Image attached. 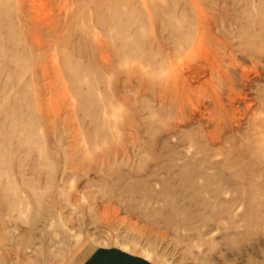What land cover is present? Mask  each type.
<instances>
[{
	"label": "rangeland",
	"instance_id": "1",
	"mask_svg": "<svg viewBox=\"0 0 264 264\" xmlns=\"http://www.w3.org/2000/svg\"><path fill=\"white\" fill-rule=\"evenodd\" d=\"M263 66L264 0H0V264H264Z\"/></svg>",
	"mask_w": 264,
	"mask_h": 264
},
{
	"label": "bare ground",
	"instance_id": "2",
	"mask_svg": "<svg viewBox=\"0 0 264 264\" xmlns=\"http://www.w3.org/2000/svg\"><path fill=\"white\" fill-rule=\"evenodd\" d=\"M200 14H201V12L199 13V15H200ZM200 17H201V15H200ZM169 19H170V18H169ZM202 20H203V19H202ZM202 20H201V21H202ZM180 35H181V34H180ZM186 37H187V36H185V39H187ZM175 38H176V37H175ZM199 38H200V37H199ZM179 39H180V38H179ZM182 40H183V38H182ZM197 42H198V41H197ZM199 43H200V41H199ZM179 44H181V43H178V42L175 43V41H174V54H175L177 51H179V47H180ZM196 45H197V44H196ZM226 47H227V46H226ZM193 49H194V47H193ZM196 50H197V48H196ZM189 52H190V51H189ZM248 52H249V51H248ZM176 54H177V53H176ZM178 54H179V53H178ZM252 54H253V53H252ZM115 56H116V55H115ZM253 56H254V55H253ZM251 57H252V56H251ZM260 58H261V57H260ZM250 59H252V58H250ZM253 59H254V58H253ZM212 62H213V60H212ZM255 63H256V62H255ZM216 66H217V65H216ZM218 66H219V65H218ZM175 67H176V66H175ZM263 67H264V66H263ZM177 68H178V67H177ZM217 68H220V66L217 67ZM195 70H196V69H195ZM195 70H194V71H195ZM199 70H200V69H199ZM219 70H221V69H219ZM256 70H257V69H256ZM216 71H217V69H216ZM71 72H73V71H71ZM242 72H243V71H242ZM254 72H256V71H254ZM195 73H196V72H195ZM200 73H201V72H200ZM217 73H218V72H217ZM257 73H258V72L254 73V74L257 75V76H258V79H259V76H260V75L257 74ZM176 74H177V73H175V80H176L177 82H181V81H182V82H181V83H183L182 85H185V79H184L185 77L182 78V77H181L182 75L179 74V75H180V76H179V75H176ZM197 74H198V73H197ZM72 75H73V74H72ZM201 75H202V74H201ZM242 76H245V77H243V78L245 79V81L247 82V83H246V82H245V83H246V84L250 83V85H251V82H250V81H251L252 79H248L249 77L246 76L245 74L242 75ZM187 78H188V77H187ZM241 78H242V77H241ZM255 78H256V77H255ZM255 78H254V79H255ZM254 79H253V80H254ZM191 80H192V79H191ZM186 81H187V79H186ZM255 81H256V80H255ZM77 82H78V81H77ZM245 83H244V85H245ZM252 83H253V82H252ZM205 84H206V83H205ZM178 85H179V84L177 83V86H178ZM250 85H249V86L247 85V86L250 88ZM177 86H176V87H177ZM186 86H187V85H186ZM251 86H252V85H251ZM182 87H184V86H182ZM187 87H188V86H187ZM187 87H186V88H187ZM259 87H260V86H259ZM186 88H185V89H186ZM191 88H192V87H191ZM257 89H258V87H257ZM183 90H184V88H183ZM243 90H244V86H243ZM243 90H242V91H243ZM175 91H176V89H175ZM259 91H261V90H259ZM259 91L257 90L256 92L259 93ZM185 92H186V91H185ZM187 92H188V91H187ZM190 92H192V90H191ZM194 93H195V92H194ZM236 93H237V92H236ZM239 93H240V92H239ZM258 93H257V94H258ZM260 93H262V92H260ZM229 94H230V92H229ZM243 94H244V95L239 94V97H237L236 99H237V101L240 99V100H239V103L244 102V104H245V103L248 102V101L246 102V99H248V98H247L246 93H243ZM200 95H201V94H200ZM226 95H227V94H226ZM230 95H233V94L231 93ZM262 95H264V94H262ZM227 96H228V95H227ZM183 97H185V96H183ZM187 97H188V96H187ZM191 97H192V96H191ZM228 97L231 98L230 96H228ZM232 97L234 98V96H232ZM260 97H261V95H259L258 98H260ZM176 98H177V97H176ZM181 98H182V96H181ZM192 98H193V97H192ZM194 98H195V97H194ZM197 98H198V97H197ZM215 98H216V97H215ZM238 98H239V99H238ZM182 99H183V98H182ZM226 99H227V97H226ZM260 99H261V98H260ZM260 99H259V100H260ZM178 100H179V99H178ZM178 100H177V101H178ZM187 100H188V99H187ZM189 100H190V98H189ZM200 100H202V99H200ZM256 100H258V99H256ZM184 101H185V100H184ZM202 101H203V100H202ZM217 101H218V100H217ZM230 101H232V98H231ZM230 101H229V99H227V102H230ZM240 101H242V102H240ZM181 102H182V101H181ZM197 102H198V103H197ZM233 102H234V99H233ZM258 102H259V104H261L260 101H258ZM90 103H91V102H90ZM177 103H178V102H177ZM187 103H188V102H187ZM196 103H197V105H195ZM199 103H203V102H201V101L199 102V99H198V101H197V99H196V102H195L194 105L197 107ZM230 103H231V102H230ZM252 103H253V100L251 99L250 102H249V104H247V105H248L247 108H248L249 106H252L255 102H254L253 104H252ZM88 104H89V103H88ZM188 104H189V103H188ZM232 104H233V103H232ZM251 104H252V105H251ZM255 104H256V103H255ZM259 104H258V106H259ZM182 105H183V103H182ZM182 105H181V106H182ZM189 105H192V102H191ZM194 105H193V107L195 108ZM200 105H201V104H200ZM202 105H203V104H202ZM202 105H201V107H202ZM236 105H237V104H236ZM83 106H84V105H83ZM217 106H219V105L217 104ZM230 106H231V104H229V108H231ZM232 106H233V105H232ZM262 106L264 107V105L261 104V110L264 109V108L262 109ZM19 107H20V106H19ZM80 107H81V106H80ZM179 107H180V106H179ZM201 107H200V106L198 107L199 110L196 108V109L199 111L200 114H201L200 111L202 110V109L200 110ZM221 107H222V105H221ZM245 107H246V106H245ZM190 108H192V106H190ZM194 108H193V109H194ZM219 108H220V107H219ZM249 108H250V107H249ZM251 108H252V107H251ZM255 108H256V106H255ZM258 108H259V110H260V107H258ZM196 109H195V111H192V110H191L193 114H194V112H196ZM220 109H221V108H220ZM222 109H223V107H222ZM89 110H90V109H89ZM226 110H227V109H226ZM248 110H249V109H248ZM186 111H187V110H186ZM189 111H190V110H189ZM191 111H190V112H191ZM244 111H245V110H244ZM256 111H257V110H256ZM84 112H85V111H84ZM179 112H180V111H179ZM204 112H205V111H204ZM250 112H251V111H250ZM252 112H253V111H252ZM262 112H263V111H262ZM231 113H233V112L231 111ZM238 113H239V112H238ZM236 114H237V113H236ZM250 114H252V113H250ZM253 114H254V113H253ZM190 115H191V114H190ZM232 115H234V114H232ZM191 116H192V115H191ZM194 116H196V115H194ZM201 116H202V114H201ZM203 116H204V115H203ZM189 117H190V116H189ZM199 117H200V116H199ZM205 117H206V115H205ZM233 117H234V116H233ZM181 118H182V117H181ZM190 118H191V117H190ZM196 118H198V117H196ZM201 118H202V117H201ZM213 118H214V117H213ZM236 118H237V117H236ZM238 118H239V117H238ZM251 118H252V116H251ZM198 119H199V118H198ZM208 119H209V118H208ZM234 119H235V118H234ZM249 119H250V118H249ZM182 120H184V119H182ZM188 120H189V119H188ZM188 120H187V121H188ZM203 120H204V119H203ZM237 120H238V119H237ZM189 121H190V120H189ZM192 121H193V120H192ZM199 121H200V120H199ZM201 121H202V120H201ZM229 121H230V120H229ZM239 121H242V120H239ZM258 121H259V120H258ZM181 122H183V121H181ZM194 122H195V121H194ZM210 122H211V120H210ZM30 123H31V122H30ZM196 123H197V122H196ZM218 123H220V122H218ZM228 123H229V122H228ZM235 123H236V122H235ZM180 124H181V123H180ZM180 124L178 123L177 127H178ZM182 124H183V123H182ZM197 124H198V123H197ZM199 124H200V123H199ZM199 124H198V125H199ZM209 124H210V123H209ZM14 125H15V124H14ZM31 125H32V124H31ZM183 125H184V124H183ZM211 125H212V124H211ZM236 125H237V124H236ZM238 125H240V124H238ZM199 126H201V125H199ZM14 127H16V126H14ZM181 127H182V126H181ZM216 127H217V126H216ZM233 128H234V127H233ZM13 129H15V128H13ZM258 129H259V128H258ZM20 130H21V129H20ZM234 130H235V129H234ZM12 131H13V130H12ZM211 131H212V130H211ZM259 131H260V129H259ZM259 131H258V132H259ZM261 131H262V130H261ZM209 132H210V130H209ZM214 132H215V131H214ZM205 133H206V132H205ZM209 134H210V135H209ZM212 134H213V135H212ZM206 135H207L206 137H208V136H209V137H210V136L215 137V136H216L214 133H206ZM254 135H255V133H254ZM8 136H9V135H8ZM204 137H205V136H204ZM216 137H218V136H216ZM214 140H215V139H214ZM214 140H212L213 144H215V143H214ZM260 143H261V142H260ZM213 144H212V145H213ZM263 145H264V144H263ZM258 146H259V145H258ZM257 149H258V148H257ZM261 150H262V149H261ZM256 152H258V150H257ZM253 153H254V152H253ZM263 153H264V152H263ZM254 154H255V153H254ZM261 154H262V153H261ZM258 155H259V153H258ZM2 156H3V155H2ZM255 158H257V157H255ZM258 158H259V157H258ZM257 160H259V159H257ZM257 160H256V161H257ZM259 164H261V163L259 162ZM262 165H263V164H262Z\"/></svg>",
	"mask_w": 264,
	"mask_h": 264
}]
</instances>
